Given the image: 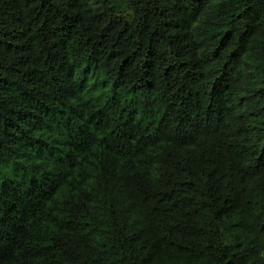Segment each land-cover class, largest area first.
<instances>
[{"label":"trees","instance_id":"1","mask_svg":"<svg viewBox=\"0 0 264 264\" xmlns=\"http://www.w3.org/2000/svg\"><path fill=\"white\" fill-rule=\"evenodd\" d=\"M0 264H264V0H0Z\"/></svg>","mask_w":264,"mask_h":264}]
</instances>
